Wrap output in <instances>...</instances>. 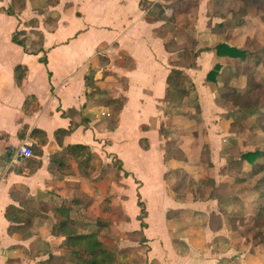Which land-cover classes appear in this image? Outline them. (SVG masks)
<instances>
[{
    "label": "crops",
    "instance_id": "1",
    "mask_svg": "<svg viewBox=\"0 0 264 264\" xmlns=\"http://www.w3.org/2000/svg\"><path fill=\"white\" fill-rule=\"evenodd\" d=\"M143 1L0 0V264H74L68 230L109 235L126 255L119 264H138L130 261L137 252L145 264H264L259 245L255 254L235 245L239 207L169 187L171 170L196 183L197 162L168 151L175 137L160 131L163 106L200 93L220 56L200 44L193 65L177 64L170 37L179 33L169 30L165 0ZM201 52L210 65H201ZM103 62L125 79L118 95L100 86ZM173 68L193 85L172 101ZM213 136L218 168L227 164V153L215 150L225 133ZM28 142L32 154H20ZM13 207L22 218L7 216Z\"/></svg>",
    "mask_w": 264,
    "mask_h": 264
},
{
    "label": "rangeland",
    "instance_id": "2",
    "mask_svg": "<svg viewBox=\"0 0 264 264\" xmlns=\"http://www.w3.org/2000/svg\"><path fill=\"white\" fill-rule=\"evenodd\" d=\"M162 3L165 15L170 20L169 30H178L179 33L178 38L170 37V48L177 50L171 59H176L177 64L188 65L196 53L194 49L200 44L205 46L210 43L213 47L217 43L226 42L247 51L244 60L220 56L222 66L214 83L202 78L199 81L200 93H189L163 106L160 131L165 136L175 137L168 151H176L177 147L179 152L191 156L192 160L195 158L197 162L196 183L193 184L185 170H171L166 175L169 187L184 198L191 193L193 198L202 201L227 200L233 206V211L239 207L240 212L233 213L231 220L236 232L232 236L235 245H249L253 254L254 245H259L262 250H259L258 255L264 258V229L257 227L255 219L259 210V193L249 184L233 185L237 179L246 176L245 171L250 169L245 164L244 170L240 171L235 161L239 160L243 152L258 146L255 137L264 135L261 121L264 118V0H165ZM143 4L146 6L151 3L145 0ZM153 8L157 11L160 6L153 5ZM178 19L180 25L173 22ZM43 21L48 25L49 15L43 16ZM30 23L36 25L37 21L34 18ZM75 26L73 22L72 27ZM170 35L175 34L171 32ZM200 55L201 65L205 63L208 66L213 62L209 54L201 52ZM128 64L129 61H125V66ZM102 65L105 75L100 86L108 95L120 94L126 87L124 77L111 73L113 69L116 70L111 62H103ZM242 65L248 74L242 71ZM255 83L262 85L263 92L258 98L259 108L252 113L242 108L240 100L233 94H246L255 89ZM128 127L133 132V126L128 124ZM217 132L225 133V136L215 150L225 151L228 156L227 164L222 167L217 164L218 168L213 164L211 150L212 142L216 143L212 138ZM184 212L177 209L175 214ZM213 216L220 218L219 213L214 212L211 214ZM114 248L117 253L116 264H119L120 257L126 255L115 244ZM130 261L145 264L146 257L143 252H137L130 256Z\"/></svg>",
    "mask_w": 264,
    "mask_h": 264
},
{
    "label": "trees",
    "instance_id": "3",
    "mask_svg": "<svg viewBox=\"0 0 264 264\" xmlns=\"http://www.w3.org/2000/svg\"><path fill=\"white\" fill-rule=\"evenodd\" d=\"M20 42V41H19ZM216 54L221 57L231 56L233 58L245 59L247 56L246 49L236 47L226 42L217 43L212 47ZM193 65V62L189 63ZM221 63L218 62L207 73V80L214 83L218 74L220 73ZM235 69L238 68L234 66ZM242 71L248 72L243 69ZM168 82L171 90L168 92L170 100L177 99L179 96L190 92L189 82L190 79L184 74L183 70L179 68H173L168 76ZM193 85V84H192ZM255 89L246 92V94H239L234 92L236 99L240 100V105L245 110L255 112L259 108V95L262 91V85L255 83ZM232 89V93H233ZM251 93V95H250ZM262 121V128L264 131V118ZM255 141L258 146L254 149H250L242 153L239 160L235 161L239 166L240 171L244 170V165L247 164L250 168L247 175L236 180L233 184L240 186L241 184H248L259 193L257 201L259 203V210L255 215L257 221V227L264 229V135L262 137H255ZM21 212L18 208L13 207L12 214L9 211L7 216H11L15 219L22 218ZM63 212L66 213L67 209L63 208ZM33 212L26 213L27 223L29 222V216H32ZM67 216V215H66ZM70 221V218L66 217L65 220L59 222V228H63ZM13 225L10 226L12 230ZM67 243L71 247L74 256V264H115L117 261V253L114 248V240L107 234H102L99 231H92L87 233H80L77 231H67Z\"/></svg>",
    "mask_w": 264,
    "mask_h": 264
},
{
    "label": "built area",
    "instance_id": "4",
    "mask_svg": "<svg viewBox=\"0 0 264 264\" xmlns=\"http://www.w3.org/2000/svg\"><path fill=\"white\" fill-rule=\"evenodd\" d=\"M32 143H23L21 146L18 147V152L23 155H31L32 154Z\"/></svg>",
    "mask_w": 264,
    "mask_h": 264
}]
</instances>
